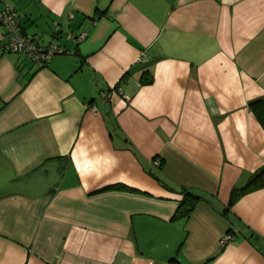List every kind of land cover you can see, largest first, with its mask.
<instances>
[{"label": "crops", "instance_id": "1", "mask_svg": "<svg viewBox=\"0 0 264 264\" xmlns=\"http://www.w3.org/2000/svg\"><path fill=\"white\" fill-rule=\"evenodd\" d=\"M3 4L66 52L34 64L0 26V264H264V187L228 207L264 168V0Z\"/></svg>", "mask_w": 264, "mask_h": 264}, {"label": "built area", "instance_id": "2", "mask_svg": "<svg viewBox=\"0 0 264 264\" xmlns=\"http://www.w3.org/2000/svg\"><path fill=\"white\" fill-rule=\"evenodd\" d=\"M0 26L5 30L6 39L3 45L4 51L21 55L34 64L43 65L54 55L62 54L65 51L63 47L57 45L40 46L36 42L34 36L23 32L16 10L9 4H3V6L0 7ZM84 38L85 34H81L76 40L81 41ZM106 96L107 94L105 92L101 93V97L105 98ZM152 163L154 166H159L160 161L155 159ZM238 235L239 233L237 230L225 233L219 240V245L221 247L228 245L233 242Z\"/></svg>", "mask_w": 264, "mask_h": 264}, {"label": "trees", "instance_id": "3", "mask_svg": "<svg viewBox=\"0 0 264 264\" xmlns=\"http://www.w3.org/2000/svg\"><path fill=\"white\" fill-rule=\"evenodd\" d=\"M65 52L66 51H64V53ZM151 81H152V77L150 73L145 72L143 74V77L141 78V83L149 84L151 83ZM115 89H118V86H115ZM248 107L251 110V112H253L258 122L261 124V126L264 127V98L256 99V100L249 102ZM128 149H130L131 151H133L134 154H136L131 147H129ZM159 161H160V164L158 167L161 168L163 165V162L161 160ZM147 173L151 175L155 180L162 183L165 187H168L169 189L173 190V188L164 180L163 176L158 171H153L149 169L147 170ZM262 187H264V168H261L260 170L252 174V176L250 177V179L247 181L246 184H244L241 187L233 188L231 190L228 207L232 206L242 195L250 191L262 188ZM102 190L103 191L104 190L135 191V189L129 186H126L124 184H114ZM178 193L182 194L183 197H182V200L179 202L175 216L187 217L194 210L195 205L201 199V196L190 190L183 189V188L178 190ZM225 211H227V209ZM248 234H249L248 239L251 242H253V244H255L262 252H264V239H261L259 236H257L252 231L248 232Z\"/></svg>", "mask_w": 264, "mask_h": 264}, {"label": "rangeland", "instance_id": "4", "mask_svg": "<svg viewBox=\"0 0 264 264\" xmlns=\"http://www.w3.org/2000/svg\"><path fill=\"white\" fill-rule=\"evenodd\" d=\"M43 41H44V39H43ZM42 42V41H41Z\"/></svg>", "mask_w": 264, "mask_h": 264}]
</instances>
